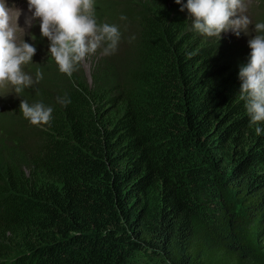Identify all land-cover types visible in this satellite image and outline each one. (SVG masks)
Returning <instances> with one entry per match:
<instances>
[{
	"label": "trees",
	"instance_id": "obj_1",
	"mask_svg": "<svg viewBox=\"0 0 264 264\" xmlns=\"http://www.w3.org/2000/svg\"><path fill=\"white\" fill-rule=\"evenodd\" d=\"M102 5L121 40L132 29L128 57L114 56L109 88L56 86L26 170H0V264H264V132L239 99L248 58L163 5ZM216 174L244 216L219 201Z\"/></svg>",
	"mask_w": 264,
	"mask_h": 264
},
{
	"label": "clouds",
	"instance_id": "obj_2",
	"mask_svg": "<svg viewBox=\"0 0 264 264\" xmlns=\"http://www.w3.org/2000/svg\"><path fill=\"white\" fill-rule=\"evenodd\" d=\"M174 3L180 4L181 0ZM185 8L197 33L218 40L221 33L228 31L239 36L252 23L245 14V0H187L180 11ZM27 11L31 15L25 16V27L21 28L18 24L21 10L0 0V88L11 86L16 94L43 79L40 70L35 80L23 70L24 65L32 63L36 52L34 44L23 39L33 21H39L40 35L49 41L48 54L68 77L98 49H102L104 56L114 54L121 39L118 26L97 22L94 0H27ZM254 31L261 34L249 39V59L240 67L238 78L239 99L245 102L249 127L256 126L255 133L259 136L264 132L257 126L264 123V23H256ZM30 38L35 40L34 36ZM57 102L67 106L71 100L65 94ZM19 110L34 126L46 125L52 119L53 108L40 102L30 105L21 100Z\"/></svg>",
	"mask_w": 264,
	"mask_h": 264
},
{
	"label": "rangeland",
	"instance_id": "obj_3",
	"mask_svg": "<svg viewBox=\"0 0 264 264\" xmlns=\"http://www.w3.org/2000/svg\"><path fill=\"white\" fill-rule=\"evenodd\" d=\"M101 1V2H100ZM124 0H96L97 6L95 11L102 5V3L108 7L121 9V4ZM139 8H143L145 5L149 6H165L166 10L170 14H174L179 11L186 22L192 23L187 9L180 11L187 0H181L180 4L174 3V0H131ZM10 7L21 10V16L19 17L18 24L21 28L25 27V16L31 15L23 6L22 0H8ZM100 2V3H99ZM247 4V12L245 13L251 20V24L245 32H241L239 36H236L233 32L228 31L221 33L220 40L225 43H230L233 46V53H240L241 56L249 59L251 49L248 46L249 39L252 36L261 34L254 31L256 23H264V0H245ZM103 13L98 17L96 13L97 22L100 23L103 20L104 23H108L105 19V14L108 15L103 9ZM105 16V17H104ZM103 19V20H102ZM114 24L118 26L120 33L123 34L125 26L122 23ZM124 32V33H125ZM20 34L18 33V36ZM127 37L122 35L117 49L114 54L109 56L102 55V49H98L93 55L86 58L81 62L71 77L63 74L59 71L58 66L48 54L49 41L47 38H42L40 35L39 21H33L32 26L26 29V35L23 37L24 41L29 44H34L36 52L32 57V63L23 66V70L32 76L35 80V74L42 66L46 67L41 69L43 73V79L39 83H34L31 87L23 89L19 94L14 93L11 86L7 88H0V170L6 163L14 164L20 170H26V158L28 157V143L33 142V136L37 130L42 128L43 125L34 126L25 119L19 110L21 100H25L30 105L35 102H53L55 103V88L63 81H73L76 83H83L87 87L91 88L92 92L103 90L110 87V81L113 77V73L110 69L117 68V61L114 60L115 55H125L128 57V37L132 35V29L128 31ZM34 36L33 41L30 37ZM217 38V37H216ZM218 39V38H217ZM122 60L123 57H120ZM26 126V127H24ZM31 128L33 131H30ZM32 136V137H30ZM30 143L31 144H34ZM264 174V167L261 171ZM223 176L216 174L214 178L217 195L219 201L223 204L229 203L235 209V214L245 215V210L241 204V201L230 189L227 181ZM166 264L163 260L154 257L149 253H138L134 264Z\"/></svg>",
	"mask_w": 264,
	"mask_h": 264
},
{
	"label": "bare ground",
	"instance_id": "obj_4",
	"mask_svg": "<svg viewBox=\"0 0 264 264\" xmlns=\"http://www.w3.org/2000/svg\"><path fill=\"white\" fill-rule=\"evenodd\" d=\"M100 2H101V1H100ZM100 2H99V3H100ZM97 12H98V11H97ZM104 17H105V16H104ZM106 17H107V16H106ZM109 17H110V16H109ZM102 20H103V19H102ZM103 21H106V20H103Z\"/></svg>",
	"mask_w": 264,
	"mask_h": 264
}]
</instances>
